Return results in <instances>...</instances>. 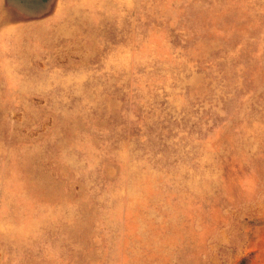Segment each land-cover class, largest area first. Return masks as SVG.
<instances>
[{"label": "rangeland", "instance_id": "obj_1", "mask_svg": "<svg viewBox=\"0 0 264 264\" xmlns=\"http://www.w3.org/2000/svg\"><path fill=\"white\" fill-rule=\"evenodd\" d=\"M264 264V0H0V264Z\"/></svg>", "mask_w": 264, "mask_h": 264}, {"label": "trees", "instance_id": "obj_2", "mask_svg": "<svg viewBox=\"0 0 264 264\" xmlns=\"http://www.w3.org/2000/svg\"><path fill=\"white\" fill-rule=\"evenodd\" d=\"M242 260H243V259H240V261H239V263H238V264H241V263H242Z\"/></svg>", "mask_w": 264, "mask_h": 264}]
</instances>
